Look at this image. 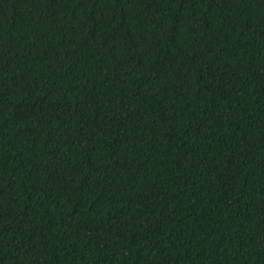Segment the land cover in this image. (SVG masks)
I'll use <instances>...</instances> for the list:
<instances>
[{"label":"trees","instance_id":"trees-1","mask_svg":"<svg viewBox=\"0 0 264 264\" xmlns=\"http://www.w3.org/2000/svg\"><path fill=\"white\" fill-rule=\"evenodd\" d=\"M0 264H264V0H0Z\"/></svg>","mask_w":264,"mask_h":264}]
</instances>
